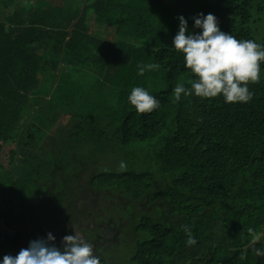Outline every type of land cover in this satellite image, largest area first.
<instances>
[{
	"label": "trees",
	"instance_id": "1",
	"mask_svg": "<svg viewBox=\"0 0 264 264\" xmlns=\"http://www.w3.org/2000/svg\"><path fill=\"white\" fill-rule=\"evenodd\" d=\"M73 1L0 0V219L16 231L0 234V257L79 231L101 264H264V66L246 103L176 101L195 77L172 47L177 17L199 32L197 13L264 43V0H87L66 41ZM134 86L160 108L137 112ZM63 116L75 125L61 140ZM106 229L118 242L104 249Z\"/></svg>",
	"mask_w": 264,
	"mask_h": 264
},
{
	"label": "clouds",
	"instance_id": "2",
	"mask_svg": "<svg viewBox=\"0 0 264 264\" xmlns=\"http://www.w3.org/2000/svg\"><path fill=\"white\" fill-rule=\"evenodd\" d=\"M178 31L172 39V47L183 54L184 67L190 69L194 77L188 86L184 83L175 85L174 99L195 95L201 98L222 96L227 102L246 103L252 98L249 83L259 82L264 66V43L255 40H238L233 35L220 30L217 17L212 13H197L192 17V28L188 20L179 15ZM158 68L148 64V70ZM145 72L139 66V75ZM129 103L141 113H151L160 108V100L142 86L132 87L128 96ZM120 169L126 168L124 161ZM184 231L186 244L196 243L189 227ZM55 236L49 232L45 238L30 240L28 246L21 248L16 255L5 254L0 257V264H101V258L94 254L93 244L82 236L65 235L62 248L54 243ZM257 255H264V250H257Z\"/></svg>",
	"mask_w": 264,
	"mask_h": 264
},
{
	"label": "rangeland",
	"instance_id": "3",
	"mask_svg": "<svg viewBox=\"0 0 264 264\" xmlns=\"http://www.w3.org/2000/svg\"><path fill=\"white\" fill-rule=\"evenodd\" d=\"M18 1H19L20 4L27 5V6H30V7L35 6V2H36V0H18ZM57 1L60 4L66 6V7H69L70 6L69 4H75V2L73 0H57ZM80 2H81V0H78V4ZM69 11L70 10L68 9L66 12H69ZM30 105L35 107V103H32ZM29 108H30L29 111H31V108L32 107H29ZM27 114L28 113H26L25 115H27ZM22 123H24V121H22ZM74 125H75V121H73L71 118H69L67 116H63L58 121L57 125L55 126V128L52 130L51 133H52V135H54L58 139L63 140L70 133V131L73 128ZM10 146H12V144L11 143H8L7 147L9 148ZM125 227H127V226L126 225L123 226V231L124 232L128 231V229H125ZM76 234L79 235V236H82L86 240V237L84 236L83 233H81V232L78 231ZM115 237H116V232L114 233V235L112 237L113 240H110L109 242L104 243V249H107V248L110 247L111 244H114V243L118 242V240H115L114 239ZM124 241H125L124 238H121L120 239V242L118 244H116V250L115 251L117 252V256L120 254L121 257H123V256L128 257V255L130 253L129 250H130V248H131L132 245L129 244V245L126 246L123 243Z\"/></svg>",
	"mask_w": 264,
	"mask_h": 264
},
{
	"label": "water",
	"instance_id": "4",
	"mask_svg": "<svg viewBox=\"0 0 264 264\" xmlns=\"http://www.w3.org/2000/svg\"><path fill=\"white\" fill-rule=\"evenodd\" d=\"M86 2H87V0H84L83 5H82V7L80 9V14H79L78 18L75 21H73L72 24L69 26V28H68L69 36H68L66 41L70 40V38L72 37V29H73L74 25L77 24V22L81 18L83 10H84L85 5H86ZM15 232H16L15 230H12L9 227H7L4 224V221L2 219H0V234L1 235L7 236V237H12V236L15 235ZM114 233H115L114 231H112L110 229H106V231H105V239L111 240L113 235H114ZM68 235H73V233L69 232Z\"/></svg>",
	"mask_w": 264,
	"mask_h": 264
}]
</instances>
